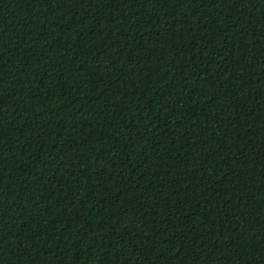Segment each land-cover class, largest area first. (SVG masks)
<instances>
[{
  "label": "trees",
  "instance_id": "1",
  "mask_svg": "<svg viewBox=\"0 0 264 264\" xmlns=\"http://www.w3.org/2000/svg\"><path fill=\"white\" fill-rule=\"evenodd\" d=\"M0 264H264V0H0Z\"/></svg>",
  "mask_w": 264,
  "mask_h": 264
}]
</instances>
